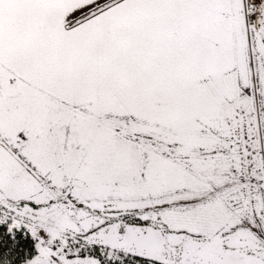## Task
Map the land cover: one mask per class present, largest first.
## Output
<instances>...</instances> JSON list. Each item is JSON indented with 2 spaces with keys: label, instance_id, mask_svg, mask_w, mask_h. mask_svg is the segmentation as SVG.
Masks as SVG:
<instances>
[{
  "label": "snow or ice",
  "instance_id": "obj_1",
  "mask_svg": "<svg viewBox=\"0 0 264 264\" xmlns=\"http://www.w3.org/2000/svg\"><path fill=\"white\" fill-rule=\"evenodd\" d=\"M0 264H264V0H0Z\"/></svg>",
  "mask_w": 264,
  "mask_h": 264
}]
</instances>
